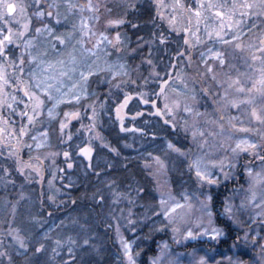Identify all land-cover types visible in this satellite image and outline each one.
<instances>
[{
  "label": "snow or ice",
  "instance_id": "obj_1",
  "mask_svg": "<svg viewBox=\"0 0 264 264\" xmlns=\"http://www.w3.org/2000/svg\"><path fill=\"white\" fill-rule=\"evenodd\" d=\"M156 3V16L161 20L165 19L164 13L161 8L166 7L163 4V0H155ZM195 7L186 5L181 2V0H175L172 5L173 11L177 8L183 9L186 12L193 14L196 17V31L193 32L191 27H184L183 29H178L175 26V16L168 18V27L172 32H180L187 34L179 37L183 41V46L187 50L188 48H193L196 44L202 43L197 33L199 32V24L201 23V18L203 17V10L206 8L212 9L215 18L219 21L215 26H210L205 23L204 28L207 32L209 41L215 39L220 45L224 46L223 50L217 49L215 47L208 48L206 52L201 53V64L203 67V72H200L197 68V74L204 77L210 78L211 81L216 82L218 87L224 89L221 100L224 104L221 107H235L239 109L240 105L243 103H253V101L248 100H237L230 98V91L234 90L236 93L252 92L253 90L261 91L264 89V66H261L258 71L260 73L259 80L252 84L251 88L245 87L244 82H242L241 75H237L233 78L229 71L235 68V65L231 62L235 59L234 52H229V47L233 49L244 50V45L241 43V36L243 34V28L245 25V18L252 17H264V0H244L243 3H237V0H232L231 4L224 0L222 3L212 4L209 3L205 5L204 0H194ZM31 7L34 11L29 14L28 8ZM65 11L62 12L61 8ZM130 7L135 8L134 4ZM101 9L106 13H111L112 9L107 7V4L103 0H87V3H79L77 0H31L30 5H25L23 3H10L8 0H0V94H3L6 85L13 87L16 92L23 93V98L18 99L17 96H12V100L17 104H23V110L20 112V116L26 119L25 124L22 120L21 126L19 127L18 133L16 129H13L11 135L15 138V143H10L3 140L0 136V157L4 159V163L0 164V180L5 182V186L8 183H15L12 177L13 172L19 173L24 176L25 179L31 176L32 172H35L40 181H43V174L39 164H33V159L39 161V157H32L29 154L28 160L23 159L22 152L25 148L28 149L29 153L33 148L32 144H27L24 141V137L29 135L31 128L35 125L38 118L44 116V109L46 102L51 104V107L47 108V117L49 119L54 118L55 109L58 108L62 103L72 101L79 102L82 96H87V92L84 91L81 94H73L70 99L66 101V93L62 92V77H67L71 79V74L78 71L77 60L75 56H72L70 60L66 63L64 59L59 58L61 54V48L66 47L72 40L76 39V32L79 31L80 39L77 43H84L85 38L89 40L92 36L96 35L93 26L90 21H95L99 23L101 19ZM87 11L91 15L84 16V12ZM79 13L81 19L79 22V27L75 23H71L70 16H75ZM22 17L24 22L20 29L14 30L12 27V21L15 20L18 24L20 20L17 18ZM207 19V17H203ZM33 20H35V26H33ZM189 21H191V16H189ZM125 23H131L126 21L125 18L108 19L106 21V26L111 28L113 26L118 27L124 25ZM69 24L70 30L63 31L67 29ZM133 28H138L139 25L132 24ZM252 27H256L252 24ZM32 33L31 35H28ZM189 35L195 36V44L189 39ZM230 35L231 39H226L225 37ZM27 39H23L24 37ZM151 36L153 39L144 40L143 37H138V40L143 41V45H149L159 41L160 44H167L169 38L166 37L163 32H152ZM23 39V47L21 48L20 41ZM110 45L112 48L120 51V45L124 43L119 31L116 32L115 38L109 39L104 32L99 33V39L96 40L93 48H99L102 44ZM45 45L43 50H40L39 46ZM143 45H138L142 47ZM249 48H255V52L260 53V56L251 54L252 61H262L264 63V35L258 39L257 45L249 44ZM48 49L55 54L56 59L49 60L46 59L48 56ZM88 52H92V49H86ZM176 51V56L178 59H182L187 55V63L189 66L193 64L192 56L187 51ZM136 51V49H133ZM107 53V49H105ZM95 54V53H93ZM27 57V59H26ZM149 64L152 63L151 60L147 61ZM35 65V68L29 67L27 72V79H25L26 66ZM58 66L60 71L57 74H51L54 67ZM12 69L14 80H10L8 77L7 69ZM175 67V65H172ZM217 67L221 70L227 68L229 71H223L222 75L226 79H220ZM119 68L123 69L124 65L120 64ZM89 68L87 72L84 70H79V79L84 81L85 84L89 77L94 75ZM119 72L113 73V76L119 75ZM126 74V73H125ZM158 75V74H157ZM171 79V77H169ZM251 80V77H248ZM166 84L167 81H164ZM257 84L261 87L258 88ZM119 85H117L118 87ZM76 87V84H73ZM187 87V85H185ZM35 89V90H33ZM192 95L190 97L192 103H185L181 106L179 101H174L171 106L167 102V97L165 96V103L163 108L159 107L157 102L151 100L150 98H145L143 93H138L140 100L144 105H151L155 111L153 115L158 116L161 119L162 125L167 128L169 132L179 133L183 131L185 136L190 133L193 143H196L197 136L201 138V143L204 145L208 144V140L205 138V132L200 129L194 122L191 126L188 124V120H183V127L181 128L180 123L177 121V116L180 111H182L187 116L199 117L203 116L196 110L197 105V91L195 88L192 90ZM200 92L207 95L210 93V88H202ZM164 94V87L160 88V93L156 94L157 99L160 95ZM219 95V93H216ZM46 98V99H45ZM130 95H125L123 103L117 107L116 112L121 122V131H129L123 125V117L120 116V112L123 108H126ZM216 103V101H213ZM31 104V109L29 112V105ZM5 101L0 100V108H3ZM9 109H13L12 104H7ZM92 110V116L90 120L92 123L85 126L81 124V128L86 129L90 136L94 133L95 121H96V108L94 105H89ZM15 110L13 109V112ZM219 111V109H217ZM142 112H136L135 117L142 116ZM64 119L59 123V132L61 134V142H64L65 130L69 127L71 120H78L80 118V112L71 111L64 113ZM250 117L255 120V122L261 127H248L240 121L238 116H227L223 115L219 117L218 120H212L210 123L216 124L219 131H212L209 135L214 137H222L223 143L219 147L223 150L224 154L219 159H209L205 160L207 153L201 156L195 157L191 164L189 165V170L195 171L196 183L202 188L204 185H219L221 180L219 176L216 175L212 169H218L223 176L224 181L233 180H243L245 184L248 185L247 189H244V185L241 184L240 188L245 191L244 197L240 200L239 204H234L231 202L230 197L225 198V203L222 204V211L219 215L223 216L225 220V226H232L234 228L235 240L232 247L241 249L259 248L260 256L257 260L252 261L251 264H264V105H262L261 110L258 111L255 106L251 108ZM225 120L228 124V128L225 127ZM239 122V123H237ZM0 123L8 124L7 117L0 113ZM143 133V129H135ZM4 132V128L0 127V134ZM237 133L245 134L243 136H237ZM254 133V136H249L247 134ZM155 136V133H153ZM94 138L101 141L103 147L109 149L111 152L119 155V150L112 147L110 144L104 143L103 138L99 133H94ZM32 141L35 142V148L40 149L45 146L46 142L49 140V130L46 128L44 131L39 132L37 135L31 137ZM72 139V134H67V140ZM167 149L175 152L180 156H188L191 153V148H184L178 143H174L170 139H165ZM200 145L197 144V147ZM5 148L7 149V155L5 156ZM80 153L87 158L88 164L87 168L93 169L92 174L100 177L102 174L107 177L106 169H111L113 165L111 163L106 164L105 171H96L93 164V152L94 148L91 146V142L85 147L79 148ZM59 153H52V156L58 155ZM64 157L70 159V153L68 151L63 152ZM151 155V153H149ZM161 167L164 166V162L159 156L154 158ZM8 160H12V166L7 163ZM68 168H72L73 165L68 163ZM98 167V166H97ZM259 169V170H257ZM51 183V181H49ZM105 187H107L110 192L108 195L104 193L101 188H97L95 192L92 193V199L99 209H103L108 203L109 199L113 204H119L122 198H127L129 203L132 200L129 198V193L117 191L116 181L107 178ZM131 188V185H127ZM137 196L139 197L141 193L145 190L142 187H137L135 189ZM235 192V189H233ZM205 200L201 202V207L204 211V215L207 217V226H205L203 220L199 222V226L203 229L202 232L194 233L192 230H188L185 239L191 237L196 238L198 235L210 236L211 239L216 240L220 237L226 236L227 233L225 229L216 225L215 214L212 211V201L213 196L210 193H206ZM51 199V198H50ZM189 199V197H185ZM18 203V202H17ZM75 203V201H73ZM161 212H156L152 210L154 216L167 217L169 220L172 219V213L175 212L176 208L183 207L179 203H174L172 206H168V201L161 199ZM17 204L11 205L10 213L15 220L16 217ZM123 210H121L122 212ZM99 215V213H97ZM49 216L52 213H48ZM108 217L112 220L117 218L112 212H109ZM132 213L129 211V217ZM244 217H247L246 219ZM104 227H113L108 220H104ZM74 226V235H67V237L57 236L53 238L52 229H45V224L34 218V226L30 230V235L28 237L21 235L20 228L11 227V222H9V228L6 230L8 236L15 242L16 250L15 256H23L22 264H54L57 256H60L62 250H66L68 259L64 260L61 258V264H88V261L83 260L82 257H78L77 253L87 254L91 251H98L97 245L95 243L94 232L97 230L96 225L85 216L84 221L73 220L70 222ZM64 222L61 221L60 227ZM254 225H259V231ZM128 227L131 231L136 232L137 222L132 219H128ZM162 230V229H160ZM115 231L119 237V243L123 251V257L125 258V264H137V258L140 256L139 251H134L133 240H128L120 234V224L117 220L115 225ZM174 231H177L174 229ZM241 233H243L241 235ZM2 243V241H0ZM168 248L165 243L161 250V256L151 259V264H160L161 259L164 255V250ZM51 249L52 255L47 259L41 261L40 257L47 256V253ZM247 254V252H244ZM6 258V260L4 259ZM231 264H248V262L237 257L235 261H231V257L228 258ZM0 264H17L13 254L9 253L7 250L0 251ZM170 264H180L179 258L170 262ZM198 264H220V261H215L214 258L201 257Z\"/></svg>",
  "mask_w": 264,
  "mask_h": 264
},
{
  "label": "rangeland",
  "instance_id": "obj_2",
  "mask_svg": "<svg viewBox=\"0 0 264 264\" xmlns=\"http://www.w3.org/2000/svg\"><path fill=\"white\" fill-rule=\"evenodd\" d=\"M153 2L155 12H156V3L155 0H103L107 4L108 8L112 9V12L106 13L103 9H101V19L99 23L95 21H90L96 35L92 36L89 40L87 37L85 38L84 43H77V40L80 39L79 31L76 32V39L72 40L66 47L61 48V56L67 63L72 56L76 57L77 60V68L78 71L74 74H71L72 78L68 79L67 77H62V92L66 93L65 97L66 101L71 98L73 94H81L86 91L87 96H82L79 102L72 101L71 103L65 102L58 106L55 109V116L52 119L47 117V108L51 107L50 103L46 102V106L44 109V116L38 118L35 125L31 128L29 135L24 139L27 144H32L33 148L31 153H29L28 149L24 150L32 156L39 157V161L33 159V164H39L42 174L44 177V168L47 173L56 177L55 172L59 171L60 161L64 163L66 158L63 155V144L60 143V146H56L53 144L51 138V128L52 126L61 120H63L65 112L75 111V105H79L84 100L89 99L92 96V91L90 90V81L94 76L102 75L103 82H112L116 78H128L130 75V64L127 52L124 49V44L127 42V38L121 37L124 41L122 45H120V51L112 48L110 45L102 44L99 48H93L96 40L99 39V33L104 32L105 35L109 37V39L115 38L118 27H107L106 21L108 19H116V18H125L126 21H129V16H134L136 13V8L138 5H145L146 2ZM10 3L17 4H25L30 5L31 0H8ZM79 3H87V0H77ZM224 0H204L205 5L212 3H222ZM229 4H231L232 0H227ZM244 0H237V3H243ZM175 3V0H163V4L166 7L161 8V11L164 13L165 19L161 20L162 31L165 33H171L172 37H179L187 35L180 32L172 33L168 31V18L171 16H175V26L178 29H183L184 27H191L192 31L195 32L196 25V17L193 14L186 12L183 9L177 8L175 11L172 9V5ZM186 5L195 7L194 0H185L182 2ZM131 4H134L136 7H130ZM34 11L31 7L28 8V13L31 14ZM61 11L64 12L65 9L62 7ZM85 17L91 15L89 12L85 11L83 14ZM189 16H191V21H189ZM203 17H207L204 19ZM203 17L201 18V23L199 24V32L197 35L199 36L202 43L196 44L195 47L185 49L188 53L191 54L193 64L191 66L187 63V55L185 58H182L183 62L180 63V66L177 68L169 67L166 62V56L168 51L170 52L169 46L160 44L159 41L149 44L150 49V59L146 58V63L149 66V78L147 81H143L141 83V87L146 90L143 92L145 98H150L151 100H156L157 96L154 95L158 90L155 88L157 86H164V103L165 96L167 97V102L171 106L174 101H179L181 106L185 103H192L191 99H187L186 95L191 97L192 89L195 88L197 91V105L196 110L204 113L203 116L193 117L187 116L182 111L179 112L177 116V121L180 123L181 128L183 127V120L187 119L188 124L191 126L194 122L197 126L205 132V138L208 140V144L204 145L201 143V138L197 136L196 143H193L190 133L185 136L183 131H179V133H172L170 136V140L174 143H178L180 146L184 148H191V153L188 156H180L175 152H172L167 149L165 139L161 141H157L158 144L151 145L150 142H147L142 138V136L131 135V141L123 144V147L132 152L131 157H141L144 159V167L149 171V177L151 179L147 184L143 183L138 184L139 182H134L133 180L130 185L131 188L128 187L126 190L124 187L116 184V190L129 193V198L132 200V203H129L127 198H122L119 204H113L111 199H109L108 203L105 205L103 209H99L101 218L104 220H108L109 223L113 225L107 231H101L99 228V221H97L96 211H94V217L92 216V209L84 206L82 203V199H79V204L84 206L86 209L80 210L75 209L72 213L68 208L61 203L60 194L58 186L55 191L52 192L49 190V185L47 187L43 186V181H40L39 176L32 172L34 177L35 185H32L31 182L27 181L24 185H22L19 193L16 194L14 203L17 204L16 209V217L13 220L12 216L10 220H6V211L8 210V205L5 208L0 207V251L7 250L9 253L13 254L17 264H22L23 256H15L16 245L15 242L8 236L7 229L9 228V222H11V227L20 228L21 235L28 237L30 235V230L34 226V218L41 220L45 224V229H52V236L56 238L58 235L62 237H67V235H74V226L70 223L73 220H79L80 222L84 221L85 216L89 218L94 225L98 226L97 230L94 232L95 243L97 245L98 251H91L87 254L78 252V257H82L83 260L88 261V264H125V258L123 257V251L119 243V237L115 231V225L117 220L120 224V234L124 236L128 240H133L136 243L133 248L134 251H139L140 256L137 258V264H151V259L155 257L161 256V250L163 245L166 243L168 248L164 250V255L161 259L160 264H170V262L179 258L180 264H198L201 257L214 258L215 261H220V264H231L229 261V257H231V261H235L237 257L251 264L252 261H255L260 256V249L257 248H247L241 251V249L232 247L233 244H228L229 247L227 249L217 246L219 243L224 242L228 239V233L226 236L220 237L216 240L211 239L210 236L198 235L196 238H187L188 230H192L194 233L202 232L203 229L199 226V222L203 220L205 226H207V217L204 215V211L201 207V202L205 200L206 193H210L212 196L218 189L222 186H225L229 183H236L234 188H236L235 192L233 190L230 192L228 197L231 198V202L234 204H239L240 200L246 194L244 190L240 188V185H244V189H247L248 185L244 183V181L238 180H228L224 181L222 174L218 169H212L219 176L221 183L219 185H204L202 188L196 183L195 171L189 170V165L192 160L201 156L204 153H207L205 160L209 159H219L223 154V150L219 147L221 143H223L222 137H214L209 135L212 131H219V128L216 124L210 123L212 120H218L221 115L227 116H238L240 117V121L243 122L245 126L256 128L261 127L258 125L253 118L250 117L251 108L255 106L258 111L261 110L262 105H264V89L261 91L253 90L252 92L245 93H236L234 90L230 91V98H234L237 100L248 101L251 100L253 103H243L240 105L239 109L235 107H221L224 104V101L221 100L224 89L218 87L216 82L210 80V78H204L197 74V68L200 72H203V65L201 64V53L206 52L208 48L215 47L217 49L223 50L224 46L220 45L215 39L209 41L207 32L205 31L204 25L205 23L210 26H215L219 23V21L215 18L212 9L206 8L203 10ZM17 18L20 20L18 24L15 20L12 21V27L14 30L20 29L22 23L24 22L22 17H19L17 14ZM80 15L77 12L75 16H70L71 23L77 24L79 27ZM250 22V23H249ZM127 24V23H126ZM252 24H255L256 27H252ZM246 27L243 28V34L241 36V43L244 45V50L241 51L239 49H233L229 47V52H234L235 59H232L231 62L235 65L234 69L230 71L225 68L221 70L217 67V72L220 79H226L222 75L223 71H229V74L235 78L237 75H241L242 82H244L246 89L251 88L254 82H257L260 77V73L258 69L261 66H264L262 61H252L251 54H255L260 56L261 54L255 52V48H249V44L257 45L258 39L264 35V17H252L245 18ZM33 26H35V20H33ZM70 24L67 29H63V31L70 30ZM145 29V33H147V28ZM29 33L28 35H31ZM28 37H24L23 39H27ZM226 39H231V36L228 35L225 37ZM23 39L20 41L21 48L23 47ZM150 39H153L150 37ZM149 39V40H150ZM189 39L192 43L195 44L196 37L189 35ZM182 41V40H180ZM171 43V42H168ZM177 45H179V41H176ZM45 45H40V50H43ZM178 47V46H177ZM92 49V52H88L86 49ZM145 48V47H144ZM105 49H107V53H105ZM48 56L46 59L53 60L57 57L48 49ZM95 53V54H93ZM27 59V57H26ZM151 60L152 63L149 64L147 61ZM170 63V62H169ZM123 64L124 68H119V65ZM182 64V66H181ZM29 67L35 68V65L26 66L25 79H27V72ZM91 69L94 75L89 77L88 81H80L79 79V70H84L87 72ZM168 68V69H167ZM9 70V69H7ZM171 76H174V71H178L175 75V79L169 81V83H164L166 77H169V71ZM60 71L59 67L56 66L52 70L51 74H57ZM119 72L120 74L117 76H113V73ZM8 77L10 80H14L15 77L7 71ZM126 73V74H125ZM158 74V75H157ZM251 77V80L248 77ZM73 84H76V87H73ZM157 85V86H156ZM187 85V87H185ZM257 87L261 86L257 84ZM202 88H210L211 94H203L200 92ZM35 90V89H33ZM160 90L158 91V94ZM219 93V95H216ZM17 96L18 99L23 98V93L16 92V90L6 85L4 88L3 94H0V100L5 101V105L3 108H0V113L3 111L9 112V114L13 115V118L18 117L23 119L20 116V112L23 110V104H17L12 100V96ZM46 99V98H45ZM132 98L129 100L131 101ZM216 101V103H213ZM158 104V101H156ZM7 104H12L13 109H9ZM31 109V104L29 105V110ZM151 115L155 111L152 107L149 108ZM219 109V111H217ZM116 113V118L119 117ZM31 114V113H30ZM126 115L125 108H123L120 112V116L123 117ZM108 118V120H107ZM99 119V115L96 117ZM106 119V120H105ZM105 119L103 122H113L112 116L109 114L105 115ZM162 119V118H161ZM15 120V119H13ZM96 120V122H97ZM77 120H71V122H75ZM25 122H27L25 120ZM9 123V120H8ZM121 123V122H120ZM239 123V122H237ZM4 124V123H2ZM0 127H3L0 123ZM7 127V126H6ZM225 127L228 128V124L225 120ZM49 130V140L46 142L45 146L36 149L35 142L32 141L31 137L37 135L39 132L44 131L45 129ZM245 134L237 133V136H243ZM249 136H254V133L247 134ZM197 144L200 146L197 147ZM80 147H84V144L80 141L75 146L74 150L79 151ZM24 152V151H23ZM69 152V150H68ZM77 152V153H78ZM52 153H59L58 155L52 156ZM151 153V155H149ZM28 154V157H29ZM84 159H87L82 154H80ZM156 156H159L160 159L164 162V166L161 167L159 163L154 159ZM259 170V169H257ZM60 173V172H59ZM87 184H94L98 182V178H94L91 173L86 175ZM103 178V177H102ZM107 178H103L101 182L102 190L106 195L109 194L110 190L105 187ZM78 182V180H77ZM134 182V183H133ZM142 187L145 191L137 196L135 189L137 187ZM185 197H189V199H185ZM214 197V196H213ZM43 198H46V204L51 206L53 209L43 210L41 208ZM51 198V199H50ZM57 201L58 203L54 202ZM164 199L168 201V206H172L174 203H179L183 205V207L176 208L175 212L172 213V219L169 220L167 217H164L162 214L160 216H154L152 214V210L154 209L156 212H161L160 200ZM18 202V203H17ZM224 199V203H225ZM59 205V207H58ZM64 205V206H63ZM55 208H53V207ZM83 207V208H84ZM96 207V206H95ZM212 211L216 214L214 208V201H212ZM7 209V210H6ZM121 210H123L121 212ZM129 211H131L132 215L129 217ZM222 211V210H221ZM112 212L116 220H112L108 217V213ZM48 213H52L51 216ZM224 220L223 216H221ZM135 220L137 222V230L133 232L128 227V219ZM245 219L247 217H244ZM216 219V225L224 228L219 225ZM63 221L64 224L60 227V222ZM225 221V220H224ZM103 222V220H102ZM101 227L106 230L103 226ZM259 231V225H254ZM162 229V230H160ZM176 229L177 231H174ZM225 229V228H224ZM243 233H241L242 235ZM264 243V241H261ZM151 247V248H150ZM150 251L148 252L147 250ZM247 252V254H244ZM52 255L51 249H49L47 256L40 257V260L43 261ZM61 258L64 260L68 259L66 250H62L60 256H57L54 264H61ZM6 260V258H4Z\"/></svg>",
  "mask_w": 264,
  "mask_h": 264
},
{
  "label": "trees",
  "instance_id": "obj_3",
  "mask_svg": "<svg viewBox=\"0 0 264 264\" xmlns=\"http://www.w3.org/2000/svg\"><path fill=\"white\" fill-rule=\"evenodd\" d=\"M181 2H185V0H181ZM154 5L155 4H153V2L151 1L146 2L144 6L138 5L134 16H129L128 18L131 23L120 25L117 29V31L121 32V34L124 35L123 37L127 38V42L124 44V49L127 52L126 55L128 56L130 64V75L128 76V78H116L112 82L107 83L103 82L102 75L94 76V78L91 79L90 90L93 93L92 96L89 99L84 100L79 105L72 106L74 107L75 111L80 112V118L75 122H71L69 124V127L65 130L63 151L69 150L70 159H67L66 161H64V163L60 161V164L58 166L60 170L55 172L56 177H53V175L47 173L44 168V177L42 182L43 186L47 187L49 185V190L51 192L53 190L55 191L56 187L58 186L59 191H61V203H63L68 208V210H70V212H67V214L72 213L75 209L85 211L84 209L86 208L84 206L89 207L90 210L92 209L93 217L94 211H96L95 216L97 217V221H99L98 226L101 231H107L109 227H106V230L101 227V225L103 224L101 214L99 208L96 206L92 199V193L95 192L97 188H102V186L100 185L102 179L111 178L116 181V184L124 187L126 190L128 189L127 185H130L132 183L131 180H133L134 182L138 181V184L141 185L143 183L147 184L151 181L148 175L149 171L147 172L144 167V159L141 157H131L132 152L130 154V151H127L123 147V144L125 145L126 142L131 141V135L142 136L144 140L150 142L151 145H153L158 144L157 141L170 139V136L172 134V132H169L167 128L162 125L160 117L153 114L151 115L149 108L152 109V106L144 105L137 95L138 93H143L146 90L145 88L141 87V83L143 81H147V79L149 78L150 70L148 64L146 63V58L150 59L151 52L149 46L143 45V41L138 40V37H143L144 40H149L150 37L153 38L151 36L152 32H163V34L169 38V42H171L167 43V46H169L171 50L170 52L168 51V54L165 57L166 62L169 64L168 66L172 68V65L175 64L178 68L180 66V63L183 62V60L178 59L175 54L177 50L185 51L183 41H180V39H177V37H172L171 33L168 34L162 31V22H160V19H158V17L156 16ZM133 23L139 25V27L133 28L131 26ZM144 28H147L148 34L145 33ZM168 31L172 32L169 28ZM176 41H179L180 44L177 45ZM138 45L143 46L138 47ZM133 49H136V51H133ZM8 69L9 70L7 71H9V73L12 75V69L10 67ZM170 71L169 77H171V79L169 77H166V79L164 80L167 81V83H169V81L171 80H174L175 75L178 72L175 70V73L173 74L174 76H171ZM117 85L119 86L117 87ZM161 87L157 86L155 88L159 91ZM158 91L154 93V95L158 94ZM164 94L160 95L159 99L155 100L158 101V106L161 108H163L164 106ZM125 95H130L132 98V100L128 102V105L125 108L126 115H124L123 120L124 127L126 129H129V131H121V123L118 121V118H116L115 113L117 107H119V105L123 103ZM185 97H187V99L190 98V96L188 97L187 95ZM89 105H94L97 113L96 117L99 115V119H96L97 122L95 121L94 133H99L103 138L104 143L110 144L112 147L117 148L120 153L119 155L103 147L101 141L94 138V133L90 136V133L86 129L81 128V124L87 126L92 123V121L90 120V117L92 116V110ZM136 112H142L143 115L135 117V119H133ZM2 114L3 116L7 117L9 123H1V125L3 126L2 128H4V132L0 134V136H2L3 140L14 144L15 138L11 135V133L13 129H16L18 133L22 120L26 124V119H21L18 117L13 118V115L9 114V112L6 111H3ZM106 114L112 116L113 122H103ZM135 129H143L144 131L143 133H141L139 131H135ZM68 133L72 134L71 140H67ZM153 133H155V136L153 135ZM50 135L53 144L59 147L61 143L59 122H56L52 126ZM80 141L84 144V147L87 146L89 142H91V146L94 148L92 164L96 171H101L103 173L105 171L106 164L111 163L113 165L111 169H106L107 177L103 174L100 177H97L92 174L93 169L87 168L88 160L80 156V152L74 150L76 145L78 147V143ZM23 151V159L27 161L29 153L27 152V150ZM6 155L7 149L5 148V156ZM3 163L4 159L0 157V164ZM7 163L9 164V166H12L13 164L12 160H8ZM68 163H71L73 167L68 168ZM88 173H91L94 178H98V182H96V185L87 184L86 175ZM12 177L15 180V183H8L7 186H5V182L3 180H0V207L5 208L6 205L9 206L8 210L6 209L7 211L5 214L7 221H9L11 217V205L14 204L16 194L19 193L22 185H24L27 181L31 182L32 185H35V176H33L32 173L29 178L25 179L24 176H21L19 173L14 171ZM49 181H51V183H49ZM235 185L237 184L229 183L225 186H222L213 195L214 208L217 214V222L219 223V225L223 226L228 233V239L224 242L219 243L217 246L225 249H227L230 244H233L235 240V236L233 234L234 228L232 226L226 227L225 221L219 214L221 213L224 199L228 197ZM234 189L236 190V188ZM79 199H82V203H84V206H81L79 204ZM53 201L58 203L54 199ZM73 201H75V203H73ZM41 208L45 210V212H47L48 209L51 211L53 210L51 206H48L46 204V198H43ZM97 213H99V215ZM147 251L149 252L150 249Z\"/></svg>",
  "mask_w": 264,
  "mask_h": 264
},
{
  "label": "flooded vegetation",
  "instance_id": "obj_4",
  "mask_svg": "<svg viewBox=\"0 0 264 264\" xmlns=\"http://www.w3.org/2000/svg\"><path fill=\"white\" fill-rule=\"evenodd\" d=\"M250 23V22H249Z\"/></svg>",
  "mask_w": 264,
  "mask_h": 264
}]
</instances>
